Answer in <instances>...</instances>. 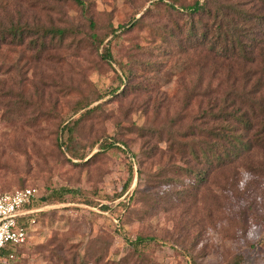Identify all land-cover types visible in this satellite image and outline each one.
Masks as SVG:
<instances>
[{
    "label": "rangeland",
    "instance_id": "1",
    "mask_svg": "<svg viewBox=\"0 0 264 264\" xmlns=\"http://www.w3.org/2000/svg\"><path fill=\"white\" fill-rule=\"evenodd\" d=\"M82 1L0 0V31L66 33L0 44V194L38 191L13 264H264V117L251 101L249 131L211 116L242 69L204 60L197 16L170 9L231 0Z\"/></svg>",
    "mask_w": 264,
    "mask_h": 264
},
{
    "label": "trees",
    "instance_id": "2",
    "mask_svg": "<svg viewBox=\"0 0 264 264\" xmlns=\"http://www.w3.org/2000/svg\"><path fill=\"white\" fill-rule=\"evenodd\" d=\"M80 7L84 6L82 0H72ZM163 2L165 0H158ZM226 3V4H225ZM172 11L178 9L188 14V16H197V20L190 22V30L194 32L192 36L198 47H201L200 54L204 60H214L215 68L224 69L232 73L233 69L238 71L241 67V82L235 88L234 84L231 91L220 97L219 107L211 116L219 121H232L240 125L244 130L249 131L251 126L249 124L250 116L247 114L244 106L248 101L255 104L259 113L264 117V75L255 63L256 56L259 55L262 45H264V0H231L230 2H223L221 4H201L196 1L193 5L187 7H176L175 4H170ZM138 20H134L131 24L119 26L118 29L122 32L128 31L131 27L135 26ZM91 30L94 28L92 22L89 23ZM34 31V32H33ZM115 31L112 30V36ZM65 31L60 29L44 30L36 28L29 30L21 27H11L8 30L3 29L0 31V44L4 43L9 36L12 37L13 42L22 44L24 38L28 35H33L28 45L42 48L45 46V38L51 37L53 39H63ZM190 35V34H189ZM94 34H90L91 39H95ZM191 37V35H190ZM100 41L98 45H102ZM41 48V49H42ZM102 58L111 60L112 56L108 46L104 47ZM248 88L249 92L241 94L242 89ZM250 93V96H249ZM213 111V110H210ZM209 111V112H210ZM73 128L72 125H64L62 133L68 136L67 142H61L59 145H64L69 151V154L74 159L82 161L84 157L77 152H73L68 145L72 143ZM111 144H100L99 148L107 150L111 148ZM236 155L234 149L225 152L224 159L222 156H216V159L221 163L227 157ZM222 158V160H221ZM127 188L124 189L126 191ZM10 193V192H6ZM69 193L65 189L54 191L51 197L53 201H60L63 196ZM5 194V193H2ZM1 195V194H0ZM35 204V203H34ZM34 204L30 205L27 210H34ZM35 215H27V217H34ZM153 242L152 238H137L132 244L133 246H145L147 242ZM17 248L7 247L0 251V258H5L7 255L13 253ZM239 258L235 264H241Z\"/></svg>",
    "mask_w": 264,
    "mask_h": 264
},
{
    "label": "built area",
    "instance_id": "3",
    "mask_svg": "<svg viewBox=\"0 0 264 264\" xmlns=\"http://www.w3.org/2000/svg\"><path fill=\"white\" fill-rule=\"evenodd\" d=\"M38 199L35 188L14 190L0 195V251L7 248H19L24 245L35 224L34 215L37 210H27ZM3 264H13V253L5 258H0Z\"/></svg>",
    "mask_w": 264,
    "mask_h": 264
}]
</instances>
